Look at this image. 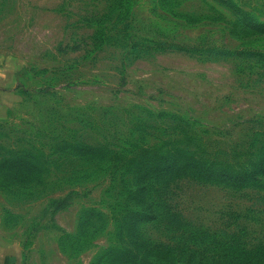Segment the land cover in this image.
I'll use <instances>...</instances> for the list:
<instances>
[{
    "label": "rangeland",
    "instance_id": "1",
    "mask_svg": "<svg viewBox=\"0 0 264 264\" xmlns=\"http://www.w3.org/2000/svg\"><path fill=\"white\" fill-rule=\"evenodd\" d=\"M7 57L23 68L0 117V242L20 264H130L134 136L223 159L264 127V0H0ZM170 202L179 223L139 228L158 264H213L201 230L239 246L217 264L264 263V189L182 180Z\"/></svg>",
    "mask_w": 264,
    "mask_h": 264
},
{
    "label": "trees",
    "instance_id": "2",
    "mask_svg": "<svg viewBox=\"0 0 264 264\" xmlns=\"http://www.w3.org/2000/svg\"><path fill=\"white\" fill-rule=\"evenodd\" d=\"M141 131L144 133L147 130L141 129ZM187 132L189 134L190 130ZM248 132L249 134L244 136L245 139L236 144L238 146H230L222 152L223 159L212 157L211 154L201 153L204 157L198 156L200 151L190 149V145L197 148V144L181 141V146L169 143L165 144L164 150H160L155 145H148L134 136V142L140 147L134 148L135 152L123 159L127 171L134 177L132 188L125 193V197L138 206L137 209L125 210L129 219L127 236L134 246L125 251L127 262L158 264L151 259L150 254L166 250L161 245L148 244L139 235V228L142 223L158 221L164 217L167 220H173L174 223H179L178 217L180 216L174 211L170 202L171 189L179 181L185 180L205 186H222L237 192L244 189H264L262 181L264 178V127H251ZM75 142L78 143L77 145H84L80 141ZM84 146L82 148L87 150L86 154L91 152V149L97 148ZM105 146L106 144H100L97 149H106ZM121 184L125 190L124 182L122 181ZM201 231L203 240L209 241L212 246L208 252H215V254L210 258L203 255L198 256V263L213 261V264H217L221 259L217 254L218 250L235 253V249L239 247L234 240H223L224 238L220 236ZM188 259L191 260L190 257ZM241 260L240 264H264L252 259L246 262L244 258Z\"/></svg>",
    "mask_w": 264,
    "mask_h": 264
},
{
    "label": "crops",
    "instance_id": "3",
    "mask_svg": "<svg viewBox=\"0 0 264 264\" xmlns=\"http://www.w3.org/2000/svg\"><path fill=\"white\" fill-rule=\"evenodd\" d=\"M23 68L20 60L7 57L0 62V117L18 103L17 79ZM21 251L15 245L0 242V264H20Z\"/></svg>",
    "mask_w": 264,
    "mask_h": 264
}]
</instances>
